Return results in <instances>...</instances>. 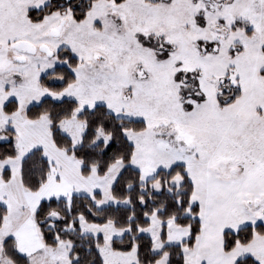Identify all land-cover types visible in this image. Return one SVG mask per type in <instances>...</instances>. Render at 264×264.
<instances>
[{
	"label": "snow or ice",
	"instance_id": "obj_1",
	"mask_svg": "<svg viewBox=\"0 0 264 264\" xmlns=\"http://www.w3.org/2000/svg\"><path fill=\"white\" fill-rule=\"evenodd\" d=\"M0 264H264V0H0Z\"/></svg>",
	"mask_w": 264,
	"mask_h": 264
}]
</instances>
